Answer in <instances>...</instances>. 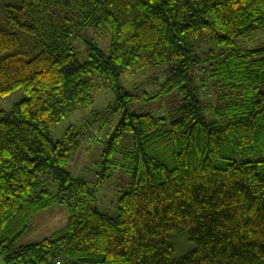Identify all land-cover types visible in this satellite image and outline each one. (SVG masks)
I'll return each mask as SVG.
<instances>
[{"label":"trees","instance_id":"obj_1","mask_svg":"<svg viewBox=\"0 0 264 264\" xmlns=\"http://www.w3.org/2000/svg\"><path fill=\"white\" fill-rule=\"evenodd\" d=\"M74 18L78 26L108 31V55L91 45L87 60H79ZM259 26L264 0L9 5L0 25V95L21 87L26 97L6 118L0 109L3 264H52L60 255L69 258L66 264H264V153L257 159L235 156L264 151V43L243 49L233 41ZM199 35L228 46L212 57L210 69L223 89L217 111L227 115L225 124L205 118L192 86ZM146 51L145 64L171 65L163 92L177 87L181 92L170 120L127 107L133 96L122 87L121 75ZM87 75L111 87L123 111L102 153L97 181H112L114 173L122 179L123 169L132 174L126 187L113 185L122 191L115 216L95 206L96 187L68 171L77 131L68 129L56 142L49 133L76 106L91 103L94 84ZM125 133L133 148L117 161L115 147L128 138ZM111 165L118 169L111 171ZM45 170L58 182L57 197L39 186ZM55 200L68 208L65 227L16 245L32 218ZM173 238L177 247L187 238L194 246L175 257Z\"/></svg>","mask_w":264,"mask_h":264},{"label":"rangeland","instance_id":"obj_2","mask_svg":"<svg viewBox=\"0 0 264 264\" xmlns=\"http://www.w3.org/2000/svg\"><path fill=\"white\" fill-rule=\"evenodd\" d=\"M20 0H0V25L4 24L7 16V7L11 4H18ZM77 19L74 18L71 24L75 28V40L73 47L81 62L87 60L89 47L96 46L104 55L109 54V34L105 29L97 30L93 26H78ZM235 45L243 49H251L264 43V26L254 27L244 31L241 35L233 39ZM227 45L217 44L207 36L199 35L195 43V53L199 62L192 68V86L196 97L200 100L203 113L207 120L216 121L221 124L227 122V115H219L217 108L222 105L220 95L223 91L218 86L215 76H212V57L227 48ZM148 51L142 54L141 59L135 65L125 69L121 75V85L125 91L133 97L128 103L131 112H147L154 116L161 113L167 120L174 115L181 102V92L175 88L168 93L162 90L163 83L170 74L171 65L169 62L158 65H148L146 59ZM211 64V65H209ZM138 66V67H137ZM87 77L93 79L91 90V103L86 106H76L63 120L55 123L49 133L51 139L56 142L62 140L68 129L73 128L77 131V145L70 148L67 168L74 178H82L88 181L90 186L96 187L95 206L101 212L110 216H115L118 212V199L122 193L115 190L113 185L117 182L121 187H126L131 182L132 174L123 173V178L118 180V175L114 173L112 181L109 179L98 181V174L101 171L102 153L107 147L110 135L116 128L122 117V109H117V96L111 87L99 85L100 80L96 75ZM26 97L25 91L19 87L6 94L0 95L1 117H8L13 106ZM221 111V110H220ZM97 132L100 139H97ZM128 138L122 137L116 145L115 155L113 156L123 161L124 154L130 155L132 150V136L125 133ZM264 151L257 153L235 155L236 158L257 159L263 155ZM115 159V158H114ZM116 160V159H115ZM119 163H121L119 161ZM115 168V169H114ZM116 171L118 166L111 165V171ZM126 173V174H125ZM129 177L125 178V175ZM127 180V181H126ZM39 186H43L50 191L52 196L58 194V182L53 178L50 170L43 171L38 179ZM119 189V187H117ZM38 190V188H36ZM57 192V193H56ZM50 208L35 215L30 223L27 232L17 238L16 245L37 242L50 235L52 232L65 227L68 217V208L55 200ZM185 236H187V233ZM174 241V238H173ZM194 244L187 238V242L174 241L173 256L179 257L192 249ZM189 247V248H188ZM67 256L60 255L52 264H66ZM0 264L2 256L0 255Z\"/></svg>","mask_w":264,"mask_h":264}]
</instances>
